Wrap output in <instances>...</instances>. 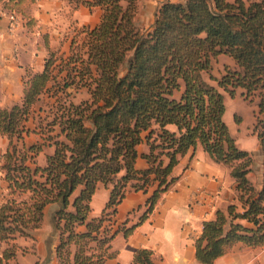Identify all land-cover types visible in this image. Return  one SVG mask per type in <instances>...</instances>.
Returning a JSON list of instances; mask_svg holds the SVG:
<instances>
[{
	"label": "trees",
	"instance_id": "1",
	"mask_svg": "<svg viewBox=\"0 0 264 264\" xmlns=\"http://www.w3.org/2000/svg\"><path fill=\"white\" fill-rule=\"evenodd\" d=\"M70 1L100 7L99 21L80 26L67 51H49L43 69L26 75L19 103L0 106L8 188L0 202V264H20L16 237L32 236L52 202L60 205L58 264H109L117 253L112 238L118 231L127 237L152 211L176 179L179 156L198 143L230 167L242 208L230 203L203 221L196 258L209 264L237 242L264 245V178L259 189L250 181L252 154L224 119V91L256 100L253 131L264 155V0H164L145 28L134 22L138 0ZM221 53L235 66L217 76L213 59ZM81 87L90 97L75 102L68 89ZM43 96L53 100L40 114L35 105ZM32 132L39 138L27 142ZM142 141L148 164L137 168ZM46 146L52 151L40 164ZM98 182L110 188L109 198L89 218ZM129 187L152 189L138 220L127 225L115 215ZM131 264H155L152 250L137 248Z\"/></svg>",
	"mask_w": 264,
	"mask_h": 264
},
{
	"label": "crops",
	"instance_id": "2",
	"mask_svg": "<svg viewBox=\"0 0 264 264\" xmlns=\"http://www.w3.org/2000/svg\"><path fill=\"white\" fill-rule=\"evenodd\" d=\"M70 8L72 13L69 16L66 11ZM10 14H13V19ZM100 14L101 8L98 6L89 8L80 4L74 7L70 0H0V106H10L21 101L26 75L41 71L49 51H58L59 43L55 40L58 33L70 28L76 29L75 25H94L99 21ZM134 22L139 26L135 15ZM228 57L227 65L234 67V59ZM236 94L226 96L224 91V119L237 145L251 152L253 160L247 175L259 189L264 178V155L260 140L253 131L257 104L256 100L249 102L244 99L240 90ZM235 116L239 121H236ZM170 127L173 128V125ZM6 144L7 139L0 133V156ZM137 150L139 154L135 166L144 168L148 163L140 153L148 150V144L140 142ZM37 161L43 164L45 159L41 162L37 157ZM171 174L176 176L175 181L161 194L152 211L127 237L118 231L112 238L111 247L117 253L108 259L109 264H131L134 251L139 247L152 250L155 264H205L196 258V239L201 234L203 221L213 218L217 209L225 210L230 203H236L239 210L242 208L236 180L230 173V167L214 160L200 143L179 156ZM1 186L6 188L7 182L0 171V190ZM151 189L149 187L148 191H144L129 187L117 206V222L126 221L127 225L136 222L145 209V201ZM109 191L108 186L98 182L90 201L89 218L102 213ZM2 198L0 192V202ZM59 207V203L52 202L44 208L42 220L44 223L46 221V229H38H42L41 236L35 234L34 229L32 236L16 237V242L18 238H24L23 242H17L18 252L21 245H28V248H23L26 252H22V259H18L17 252L20 264H35L37 260L41 261L40 264H58L56 246L59 242V229L55 214ZM69 208L73 206L69 205ZM48 221L52 222L54 230L47 229ZM25 238H32L31 242ZM1 250L0 245V254ZM47 252L52 256L51 262L43 261ZM256 263L264 264V245L248 246L237 242L209 264Z\"/></svg>",
	"mask_w": 264,
	"mask_h": 264
},
{
	"label": "rangeland",
	"instance_id": "3",
	"mask_svg": "<svg viewBox=\"0 0 264 264\" xmlns=\"http://www.w3.org/2000/svg\"><path fill=\"white\" fill-rule=\"evenodd\" d=\"M161 3V0H138V7H137V12L135 14L136 16V20L137 22L139 23V26L142 27V28H145V27H149L151 25V22H153V19H154V14H155V11L157 10L158 6L160 5ZM73 8V7H72ZM72 8L69 9V11H66V13L70 16L71 13H72ZM79 26L81 25H75V27H77L76 29L74 28H70V30H64L62 33H58L56 36H55V40L57 41L58 44V51H67L68 49V42H69V39H70V36L72 34H74L76 32V30L79 28ZM73 30V31H72ZM229 56V55H228ZM225 54H220L219 56H217L214 60H213V68H212V72L219 76L223 71H224V65L227 64L229 62V57ZM126 69V64H123L121 67H120V72H123L124 70ZM207 77V75H206ZM68 90H71V95L70 97H72V100L75 101V102H79L81 99H86V98H89L90 97V94L89 92L87 91L86 88H83L81 87L80 89H73L70 88ZM225 95L226 96H229L228 92H225ZM237 95V94H236ZM44 97V96H43ZM46 100H53L52 98H46L44 97V99H39L36 103V111H39V107L41 106V112H42V109H46L47 106H46ZM229 110L230 109V106H229ZM40 112V114H45L43 111L42 113ZM36 118H37V115H36ZM36 118H30L29 119V124H31L32 126H34L33 124L36 123ZM39 138V134L36 133V132H32L31 134H29L28 136H26V141L27 142H30V141H34L35 139ZM5 148V145L4 147L2 148L1 152L4 150ZM52 148L51 147H48L46 146L43 151L44 153L41 154L39 153L38 157H39V161H43V158L45 159V155L46 153L48 152H51L52 150L50 149ZM1 157V156H0ZM1 161V159H0ZM1 164V162H0ZM0 171H1V174L3 175L4 177V172L2 171V169L0 168ZM2 187V190H0L1 194L6 196L7 193H8V188L5 186H1ZM22 196H26V194H22ZM50 220V219H49ZM45 224V225H44ZM54 226H52V222L51 221H48L47 223V229H52L54 230L53 228ZM39 228H43V229H46V221L45 223L43 222V220L41 221L40 225L35 228V234L38 233L39 236H41L42 234L40 232H42V229L38 230ZM35 238V236H34ZM27 239L28 241L31 242V239L32 238H25ZM24 241V238L20 237L18 238V243L19 242H23ZM32 244H34V242L32 241ZM1 245V248H3L4 246V243H0ZM26 247L28 248V245H21L20 248H19V252H18V259H22V255H24L26 251H23V248ZM22 252L24 254H22ZM52 261V256L49 254V252H47V255L46 257L44 258L43 261ZM25 262V259L23 260ZM50 261V262H51ZM40 260H37L35 261V264H40Z\"/></svg>",
	"mask_w": 264,
	"mask_h": 264
},
{
	"label": "built area",
	"instance_id": "4",
	"mask_svg": "<svg viewBox=\"0 0 264 264\" xmlns=\"http://www.w3.org/2000/svg\"><path fill=\"white\" fill-rule=\"evenodd\" d=\"M10 17L13 19L14 18L13 14H10Z\"/></svg>",
	"mask_w": 264,
	"mask_h": 264
}]
</instances>
